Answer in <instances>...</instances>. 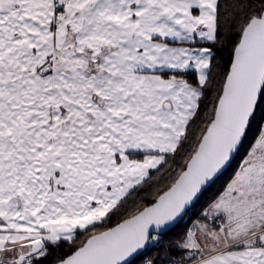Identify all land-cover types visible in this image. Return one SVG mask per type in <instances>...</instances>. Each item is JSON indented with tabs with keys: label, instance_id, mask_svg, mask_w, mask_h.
<instances>
[{
	"label": "crops",
	"instance_id": "obj_1",
	"mask_svg": "<svg viewBox=\"0 0 264 264\" xmlns=\"http://www.w3.org/2000/svg\"><path fill=\"white\" fill-rule=\"evenodd\" d=\"M218 4L69 0L58 11L55 0H0V77H34L56 56V76L85 78L77 87L89 91L76 114L82 117V132L72 130L76 117L65 134L57 121L58 149L62 141L75 139L74 133L81 143L75 141L64 164L66 175L59 179L64 189L59 184L47 198L36 175L45 171L42 134L30 131L38 119L7 109L4 102L16 97L0 89L5 99L0 106L5 109L0 112V264H29L46 254L47 242L70 240L100 222L162 164L164 155L176 150L198 108L213 57L210 47L192 44L216 41ZM161 72H194L199 86ZM14 123L21 126L18 132ZM259 142L264 145V129ZM137 153L144 159L130 157ZM84 155L90 163L80 159ZM250 158L225 195L205 211L210 221L194 225L204 251L195 264L256 238L262 246L252 250L264 263V224L253 229L244 223L247 217L252 220L255 206H264V147ZM46 210L52 219L45 218ZM238 218L243 222L231 235ZM226 234L228 245L219 246Z\"/></svg>",
	"mask_w": 264,
	"mask_h": 264
},
{
	"label": "water",
	"instance_id": "obj_2",
	"mask_svg": "<svg viewBox=\"0 0 264 264\" xmlns=\"http://www.w3.org/2000/svg\"><path fill=\"white\" fill-rule=\"evenodd\" d=\"M264 88V11L244 28L215 115L175 183L133 217L91 236L55 264H131L154 235L179 226L233 164Z\"/></svg>",
	"mask_w": 264,
	"mask_h": 264
},
{
	"label": "trees",
	"instance_id": "obj_3",
	"mask_svg": "<svg viewBox=\"0 0 264 264\" xmlns=\"http://www.w3.org/2000/svg\"><path fill=\"white\" fill-rule=\"evenodd\" d=\"M264 11V0H219L217 10V36L212 44H192L207 46L213 51V57L206 83L201 87L202 96L198 108L190 120L186 133L176 150L164 155L162 164L152 170L149 176L133 189L119 204L108 211L103 220L85 229L78 230L70 240L46 243V254L34 258L29 264H55L85 244L93 235L103 232L121 223L152 204L162 193L169 189L184 171L188 161L196 152L208 126L214 118L219 98L229 72L234 51L241 39L246 25ZM172 43V42H170ZM164 77H181L194 86H199L194 72H161ZM264 128V88L255 114L250 120L249 128L242 147L230 168L204 192L198 202L188 212L184 221L161 240L138 256L131 264H173L178 260L183 264L192 261L186 256L185 246L190 229L200 220H206L205 211L226 191L236 177L242 163L250 154ZM134 160H143L142 153L131 154Z\"/></svg>",
	"mask_w": 264,
	"mask_h": 264
},
{
	"label": "rangeland",
	"instance_id": "obj_4",
	"mask_svg": "<svg viewBox=\"0 0 264 264\" xmlns=\"http://www.w3.org/2000/svg\"><path fill=\"white\" fill-rule=\"evenodd\" d=\"M85 84V78H79L76 76L73 77H57L56 76V56L48 62L40 72L34 77L32 76H10V77H0V89L2 91L7 90L11 93V95L15 96L16 98L8 99L6 102L4 99V95H0V106L4 103L6 104L7 109H11L12 112H19L21 115H23L25 112L29 113V117H34L36 124H33V128L30 131L37 130L34 132L41 133L42 134V165L45 167V171L36 172V175L39 177V179L42 180V183L45 185V197L51 198L53 194H56V188L64 189L62 184L60 183V176L64 177L66 173L64 172V164L65 166L68 164L69 159L71 158L69 156V153L73 152L70 148L74 147L75 141L77 143H81V140H77V135L74 133V138L69 141H62L60 144L62 146V150L58 149V145L56 144V130L59 127L57 121H62V126H60V129L63 130L64 134L65 132L69 133L73 130V132L80 133L82 132V117L79 115L76 117L77 111H79L81 108H84V98L86 95H88V90L80 89V85ZM87 84V80H86ZM71 91L69 92L70 87ZM88 88V85H87ZM81 97V98H79ZM78 98V99H77ZM4 102V103H3ZM34 107L36 110H34ZM27 110H25V109ZM22 109L24 112H22ZM2 110H5L3 108H0V112ZM84 110V109H83ZM91 111H88L90 114ZM76 117V126L74 129H72L73 125L68 126V123H71V120ZM96 116L93 117V120H95ZM17 120V119H16ZM16 129H13L15 132H18L20 129L19 124H12ZM29 127H32L29 125ZM264 129V128H263ZM20 132V131H19ZM68 135V134H67ZM85 143V140H82ZM36 143V142H35ZM33 145L27 146V149H31ZM264 145H260L259 139L256 141L254 147L252 148L250 154L248 157L245 158V160L242 163V167L244 164L247 166L250 165L252 162V159L250 158L251 155L259 150L262 149ZM56 152L58 153L56 155ZM77 152V149H76ZM85 153V151L81 152V156ZM80 159L84 160V163H90V160H88V157L84 155V157H81ZM37 162V161H36ZM118 163H120V160L118 159ZM57 165V166H56ZM58 166L62 167V172L58 170ZM241 167V169H242ZM240 169V170H241ZM62 174V175H61ZM237 176V175H236ZM235 179V178H234ZM232 182V181H231ZM229 186V185H228ZM228 189V187H227ZM226 189V191H227ZM226 191L222 196L225 195ZM222 196L217 199L212 205H214L216 202H218ZM51 204H49L46 207H50ZM211 205V206H212ZM210 206V207H211ZM256 208L258 206H255ZM253 208V206L251 207ZM255 208V209H256ZM252 211V220L247 217V219L244 221V223L252 224L251 228L256 229L258 224L263 225L264 224V206L261 207V209ZM255 212V213H254ZM52 219V213L48 212V210L45 211V218ZM239 219V218H238ZM235 223V227L232 230V234H236L237 226H240V224L243 222L241 219H239ZM207 221H210L207 219ZM213 224L216 223L215 221H211ZM241 229V228H240ZM223 232V231H222ZM214 233V232H213ZM223 234V233H221ZM215 235L219 237V234L215 232ZM229 235V233H228ZM196 235L188 236L187 242L185 243V246L188 250L186 256L191 260H199L201 257L204 256V251L200 248V243L197 241ZM227 234L226 237H220L218 243L222 246L228 245L229 240H227ZM230 239V236H229ZM260 239H252L250 241L251 243V249L254 247L262 246L259 242H257ZM213 243V242H212ZM214 245V244H213ZM250 246V244H248ZM208 250L212 249V245L210 243L207 244ZM248 251V249H245ZM237 252V250L228 251L220 253L218 258H211L210 260L202 263V264H226L229 260V264H239L242 261L246 260L243 259L246 256H250L249 259L251 261H258L256 258V255L258 257L256 251H248L246 252L242 251ZM235 254V255H234ZM174 262V263H173ZM173 264H183L182 262L175 260L172 261ZM145 264H150L148 261H146Z\"/></svg>",
	"mask_w": 264,
	"mask_h": 264
},
{
	"label": "flooded vegetation",
	"instance_id": "obj_5",
	"mask_svg": "<svg viewBox=\"0 0 264 264\" xmlns=\"http://www.w3.org/2000/svg\"><path fill=\"white\" fill-rule=\"evenodd\" d=\"M222 224V223H221ZM257 239H260V240H258L257 242H261V238H256V240ZM249 240V239H248ZM248 244H250V246H248ZM245 249H248V251L250 250V251H252V249H251V243H246V241H244V243L243 244H240V245H233V246H231V247H228V248H226L224 251H226V252H228V251H233V250H237V252H241V253H243L242 251H244V252H246V254L248 253V251H246ZM223 252V251H222ZM259 256V255H258ZM250 256H246V257H244L243 259H246V260H244V261H242L241 263H239V264H260V262L259 261H251L250 259ZM256 258H257V255H256ZM252 259V258H251ZM195 262H196V260H194V261H192L191 263H189V264H195ZM226 264H228V262L226 263ZM264 264V263H263Z\"/></svg>",
	"mask_w": 264,
	"mask_h": 264
},
{
	"label": "built area",
	"instance_id": "obj_6",
	"mask_svg": "<svg viewBox=\"0 0 264 264\" xmlns=\"http://www.w3.org/2000/svg\"><path fill=\"white\" fill-rule=\"evenodd\" d=\"M69 5V0H55V6L58 10H63ZM161 240L159 235H155L151 244L154 245Z\"/></svg>",
	"mask_w": 264,
	"mask_h": 264
}]
</instances>
